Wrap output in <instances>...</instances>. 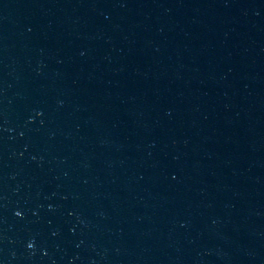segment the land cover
<instances>
[{"label":"water","instance_id":"95a60500","mask_svg":"<svg viewBox=\"0 0 264 264\" xmlns=\"http://www.w3.org/2000/svg\"><path fill=\"white\" fill-rule=\"evenodd\" d=\"M0 264H264V0H0Z\"/></svg>","mask_w":264,"mask_h":264}]
</instances>
